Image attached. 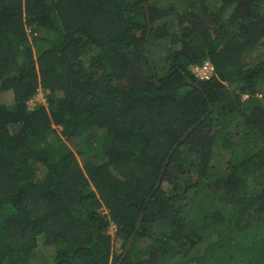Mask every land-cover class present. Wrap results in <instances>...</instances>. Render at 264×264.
Instances as JSON below:
<instances>
[{
  "label": "trees",
  "instance_id": "16d2710c",
  "mask_svg": "<svg viewBox=\"0 0 264 264\" xmlns=\"http://www.w3.org/2000/svg\"><path fill=\"white\" fill-rule=\"evenodd\" d=\"M2 93L0 264H264V0H0Z\"/></svg>",
  "mask_w": 264,
  "mask_h": 264
},
{
  "label": "clouds",
  "instance_id": "9594fccd",
  "mask_svg": "<svg viewBox=\"0 0 264 264\" xmlns=\"http://www.w3.org/2000/svg\"><path fill=\"white\" fill-rule=\"evenodd\" d=\"M192 72H193V75L195 76V78L199 79L200 81H204V80H209L216 73V69H215L214 64L210 60H204L201 64H196V65L192 66ZM160 73L162 74L163 72L161 71ZM189 79L192 80L191 78H189ZM196 124H194V125L196 126ZM165 165H168V163L167 164L165 163Z\"/></svg>",
  "mask_w": 264,
  "mask_h": 264
},
{
  "label": "rangeland",
  "instance_id": "374dc122",
  "mask_svg": "<svg viewBox=\"0 0 264 264\" xmlns=\"http://www.w3.org/2000/svg\"><path fill=\"white\" fill-rule=\"evenodd\" d=\"M159 63L161 64L162 61L157 59V64H159ZM10 98H11V96L9 94L2 93V94H0V103L8 102L10 100ZM39 101H42V102L46 101V98H45V95H44L43 91H40L38 94H36V96L33 97V99L30 101V104H31V106H33V105H35L36 102H39ZM58 129H60V127H58ZM110 232L112 234L115 233V227L114 226H112Z\"/></svg>",
  "mask_w": 264,
  "mask_h": 264
},
{
  "label": "water",
  "instance_id": "95a60500",
  "mask_svg": "<svg viewBox=\"0 0 264 264\" xmlns=\"http://www.w3.org/2000/svg\"><path fill=\"white\" fill-rule=\"evenodd\" d=\"M189 81H192V80L189 79ZM190 83H192V82H190ZM194 127H195V125L191 126V127L189 128V130L185 133V135H184L183 137H181L180 141H182V140L187 136V134H188L191 130L194 129ZM167 163H168V159L166 160V164H167ZM142 219H143V214L141 215V217H140V219H139V222H138V225H137L135 231L132 233V236H131V238H130V240H129L127 246H126V249H125V251H124V254H123V257H122L121 261L125 258V256H126L127 253L129 252L130 247H131V245H132V243H133V240H134V236H135L136 232H137V231L140 229V227H141Z\"/></svg>",
  "mask_w": 264,
  "mask_h": 264
}]
</instances>
